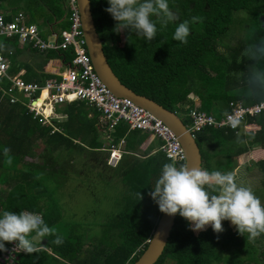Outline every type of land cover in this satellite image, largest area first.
<instances>
[{"label": "trees", "instance_id": "trees-1", "mask_svg": "<svg viewBox=\"0 0 264 264\" xmlns=\"http://www.w3.org/2000/svg\"><path fill=\"white\" fill-rule=\"evenodd\" d=\"M191 1L192 6L187 3L185 10L175 15L177 20L169 23L166 28H161L157 22V36L153 41L146 42L144 38L137 37L135 32L125 30V44L121 45L114 31L117 22L105 11L110 6L108 0H90L96 31L115 75L136 94L146 96L174 111L187 126L191 125L189 111L195 109L194 101L189 98L191 92L203 99L200 110H197L213 115L216 119L222 117L223 109H218L215 102L227 108L231 101H240L244 105L264 102V90L256 86L250 92L245 84L253 62L243 53L249 46L264 41V29L258 20L259 14L264 13V0L260 4H255L256 0ZM0 9L7 13L23 12L28 23L37 26L43 39L52 33L59 35L69 26V0H0ZM234 12H245L246 16L251 17L254 24L249 27L255 30L252 35H247L248 39L246 36L237 39L238 47L229 49L227 54L221 53L219 50L226 43L224 38ZM194 17L198 19L193 22ZM9 18L8 15L6 20ZM184 21H189L190 27L186 44L173 40L176 26ZM44 29L47 31L44 32ZM104 35L111 40L110 44L104 43ZM10 50L13 51L12 55H8ZM0 51L8 58L11 57L9 73L19 75L27 83H42L46 78L56 76L38 72L27 61H20L18 56L22 53L28 52V57L60 60L63 65L70 64L73 58L71 49L39 52L26 44L20 50L16 38L7 39L2 36ZM39 64L47 65L46 62ZM209 71L214 72V75ZM239 72L242 85L248 91L228 94L227 90L236 85L233 76H238ZM6 86L7 81L2 79L0 87ZM253 94L257 98H251ZM2 98L0 216L4 211H30L41 214L50 227L58 226L63 215L54 199L55 195L67 185L70 174H84V178H88L86 171L89 169L90 180L93 179L97 186L102 187L103 201L116 205L109 222L100 226L99 235L92 234L86 240L81 239L74 234V227H71L60 235L63 244H54L52 241L55 236L46 237V245L39 244L40 250L37 253L17 254L13 262L133 264L146 249L161 215L158 205L149 195L163 165L172 162L159 150L160 141L157 139V142L140 130H128L125 123H119L110 137L116 143L124 138L125 145L119 163L112 168L107 165L108 153L104 150L107 141L100 140L108 131L106 126L103 128L100 113L95 108L82 101L65 104L57 110L64 118L54 119L56 130L53 131L49 126H41L21 103L9 104L6 97ZM246 122L245 133L240 131L242 124L236 130L206 128L195 133L202 156L201 168L210 172H234V157L247 153L256 145L264 149V111L257 117H248ZM149 138L153 142L143 149ZM245 143L247 146H244ZM5 147L10 149L11 165L6 163L7 158L3 154ZM204 147H211L212 150L205 152ZM153 148L157 149L153 152ZM222 148H225L224 154L217 156L216 152L222 151ZM216 158L217 167H214L211 162ZM79 162L82 168L75 169V163ZM180 165H184V161L178 162L177 166ZM255 166L264 174V160L257 161ZM97 168L103 173L96 171ZM95 183L90 184L92 189ZM138 193H141L143 199ZM224 224V231L219 234L210 226L195 233L190 230L189 223L177 214L167 245L155 264H165L166 261L172 264H243L252 260L257 262L258 252L264 257V234L259 236L262 247H256L249 245L250 239L242 243L243 238H248L247 234L242 236L237 229L233 231L227 227L228 221H224ZM230 243L242 245L237 247L240 253H245L242 259L236 258V255L235 258L229 256H234L233 253L222 257L221 253L226 250L229 252ZM260 248H263L262 251ZM3 254L5 252H0V256Z\"/></svg>", "mask_w": 264, "mask_h": 264}, {"label": "clouds", "instance_id": "clouds-1", "mask_svg": "<svg viewBox=\"0 0 264 264\" xmlns=\"http://www.w3.org/2000/svg\"><path fill=\"white\" fill-rule=\"evenodd\" d=\"M108 4L105 11L117 22L114 31L119 34L131 30L146 42L156 38L157 22L161 28H166L177 20L169 9L168 0H108ZM197 19L194 17L193 22ZM189 34V21L181 22L175 28L173 40L186 44ZM244 55L253 62L245 84L250 92L256 86L264 90V41L246 48ZM251 98L257 97L253 94ZM227 123L233 129L238 128L241 118L230 115ZM9 153L10 149L5 147L3 154L6 163L11 165ZM151 189L149 195L160 212L168 216L178 214L193 232L204 231L210 226L219 234L224 231L222 222L230 221L240 235L247 234L250 240L264 234V203L251 187L237 182L235 172L190 169L186 165L177 166L173 160L163 165ZM138 195L143 199L141 193ZM49 236H55L52 242L56 245L64 242L41 214L4 211L0 216V252L8 251L6 244H14V252L31 255L40 250L38 245Z\"/></svg>", "mask_w": 264, "mask_h": 264}, {"label": "built area", "instance_id": "built-area-1", "mask_svg": "<svg viewBox=\"0 0 264 264\" xmlns=\"http://www.w3.org/2000/svg\"><path fill=\"white\" fill-rule=\"evenodd\" d=\"M69 11L68 28L62 30L59 35L52 33L47 39H43L37 26L28 23L23 12L7 13L0 9V36L3 38H16L19 47L28 44L39 52L51 49H71L73 52L71 63L64 65L63 70L52 74L56 77L46 78L42 83H27L19 75L9 73L11 61L0 51V81L2 79L7 81L6 87H0L2 90L0 100L6 97L9 104L21 103L28 109L33 119H37L41 126H50L53 131L56 130L53 121L59 119L54 112L55 107L82 101L95 108L100 113L103 128L106 126L108 131L102 139L107 141L104 150L108 153L107 165L112 168L116 167L121 159L125 140L121 138L116 143L110 137V133L121 122L127 125L128 130H140L158 139L161 143L159 150L171 161L175 160L177 164L185 161V153L167 125L132 100L116 97L102 82L87 52L76 0H69ZM8 15L10 18L6 20ZM12 54L13 51L10 50L8 55ZM23 98L27 100L24 101ZM48 108L49 113H46ZM263 111L264 102L244 105L240 101L229 102L220 119L193 109L189 111L191 125L188 129L194 137L196 132L206 128L236 130L237 128L233 129L227 123L228 116L238 115L243 123L248 117H257ZM6 248L8 251L5 253L12 258L17 254H25L14 252V244H6Z\"/></svg>", "mask_w": 264, "mask_h": 264}, {"label": "rangeland", "instance_id": "rangeland-1", "mask_svg": "<svg viewBox=\"0 0 264 264\" xmlns=\"http://www.w3.org/2000/svg\"><path fill=\"white\" fill-rule=\"evenodd\" d=\"M256 1L257 3L255 4H260L262 0H256ZM263 8H264V5H263ZM241 13H244V12L234 13L232 15L231 20L229 21V30L227 34L225 35L226 37L224 38V40L228 42L227 44L228 49L229 47L234 48L236 44V39L243 38L244 36H246L248 39L247 35L249 34L252 35L251 33H253L255 30L253 27H249L254 24L251 17L246 16V15H240ZM244 23L247 24L249 29L247 30L242 29V26L244 25ZM248 30H250L251 32L249 33ZM45 31H47V29L46 30L44 29V32ZM103 39H104L105 44L109 43V39L107 38L106 35L103 36ZM219 45H222V44H219ZM23 58H24L23 60H21L20 58L19 59L21 61L28 60L25 57ZM38 58H41V59H38ZM30 60H31V63H33L37 67H39V65L40 67H42V65L39 63L46 62L51 59H45L43 57L34 56ZM233 82H235L236 85H233L234 87H230L227 90L228 94H230L231 92L243 93V92L248 91L247 87L242 85V82L238 78H236V81H233ZM231 89L233 91H231ZM224 149L225 148H222V151L218 150L216 152V155L218 156V155L224 154L223 152ZM36 150L38 151V149ZM205 150H206L205 152H207V150H212V148L207 147L205 148ZM217 161H218V158H216L213 162H211L214 167H217ZM254 162H255V159L251 158V156L249 155L244 154L236 158V162H235L236 165H235V168H233L232 170L236 173L237 182L244 186L251 187L255 195L260 198L262 203H264V174H262L255 167ZM74 168L81 169L82 168L81 162L75 163ZM89 171L90 169L86 171V173L88 172V178L87 177L84 178V174L75 175V176L74 174H70L69 175L70 179L67 185H65L62 188V191L59 192L58 195L57 194L55 195L57 199L56 197H54L56 203L58 204L60 211L62 212L63 218L58 226H51V228H53L55 232L58 233L59 235L65 234V232L68 229H71V227H74L75 229L74 234H77V237H81V239L86 240L92 234L99 235L100 234L99 232L101 231L100 226L104 224V222H109L108 221L109 218H111L114 215V209L116 208V205L113 203L107 202V201L106 202L103 201L102 187L100 188L99 186H97V183H95L93 179L90 180L89 173L91 172ZM96 171L103 173V171L100 168H97ZM93 175L94 174L92 173V176ZM95 176L97 177V174H95ZM91 183L93 184L95 183L96 186H94L95 188L93 189H95L96 191H94L91 188L92 187L90 185ZM50 194L53 195L52 193ZM224 226L225 224L223 221L222 227ZM227 227L232 228L233 231L236 230V227L233 226L230 221H228ZM195 233H198V232H195ZM259 238L260 237H257L255 240H250L249 245L252 244V245H255L256 247L261 246L263 243L262 241H260L261 239L259 240ZM242 240H243L242 243H245L248 240V238L245 237ZM238 245H240L239 247H242V245L239 243L238 244L230 243L229 252L228 250H226L225 252L221 253L222 257H225L226 254L228 253H233L234 256L233 255H229V256L235 258V255H236V258L242 259L243 254L245 255V253L244 252L243 254L240 253L239 249H237ZM262 249L263 248H260V251H262ZM220 251L222 252L221 249ZM257 260H258L257 262H253L252 260L247 263L244 262L243 264H248V263L249 264H264V257L261 254H259V252L257 253ZM165 264H172V263H170V261H166ZM219 264H223V262Z\"/></svg>", "mask_w": 264, "mask_h": 264}, {"label": "water", "instance_id": "water-1", "mask_svg": "<svg viewBox=\"0 0 264 264\" xmlns=\"http://www.w3.org/2000/svg\"><path fill=\"white\" fill-rule=\"evenodd\" d=\"M76 4L80 15L81 29L83 31L87 52L91 58L93 68L97 75L101 78L102 82L116 97L132 100L135 104L143 107L167 125L174 133L185 153L184 165L190 169H200L202 167L200 149L197 145L195 137L189 131L182 119L174 111L165 108L154 100L147 98L146 96L136 94L119 80L111 69L104 54L103 42L99 37L94 24L90 0H76ZM258 20L261 27L264 28V19L259 17ZM175 218L176 215L168 216L161 213L146 249L133 264H155L158 261L167 245L170 233L175 223ZM46 243L47 239L45 238L40 245L45 246Z\"/></svg>", "mask_w": 264, "mask_h": 264}, {"label": "crops", "instance_id": "crops-1", "mask_svg": "<svg viewBox=\"0 0 264 264\" xmlns=\"http://www.w3.org/2000/svg\"><path fill=\"white\" fill-rule=\"evenodd\" d=\"M3 10V9H2ZM4 11V10H3ZM5 12V11H4ZM234 13H236V12H234ZM233 13V14H234ZM240 15H247V14H245V12L244 13H241ZM246 26H247V24L246 23H244V25L242 26V29L243 30H245L246 29ZM248 27V26H247ZM48 36V35H47ZM111 40L109 39V43L108 44H110L111 42H110ZM123 44H125V41H123V42H121V45H123ZM227 44H228V42L226 41V43H225V45H224V47L222 46V48L220 47V50H219V52H221V53H225V54H227L228 52H229V49H232L233 47H229V49H228V47H227ZM239 44V42H238V40L236 39V44H235V46H234V48L237 46H239L238 45ZM24 47V46H23ZM23 47H19V49L21 50V49H23ZM227 47V48H226ZM240 49V48H239ZM244 53V52H243ZM23 57H25L26 59H28L27 60V62L34 68V69H36L38 72H44V73H50V74H55V73H57V72H59V71H61V70H63V68H64V65L62 64V62L60 61V60H56V59H51V60H49V61H46L47 62V65H45V66H42V68H38V67H36L33 63H31V58L32 57H28V52L25 54V53H22L21 55H19L18 56V59L20 58L21 60H23L24 58ZM9 61H11V57H9ZM19 59V60H20ZM20 60V61H21ZM22 62H26V60L25 61H22ZM251 63H249L248 64V66L250 65ZM246 66H247V64H246ZM250 69V68H249ZM21 72H22V70H21ZM51 72H53V73H51ZM210 72V71H209ZM210 74L211 75H214V72H210ZM241 72H239L238 73V76H236V75H234L233 76V78H234V80L236 79V78H238L240 81H241ZM202 88V87H201ZM194 89H197V87H195ZM203 91V89L201 90V92ZM231 94L233 95L234 94V92H231ZM189 98L190 99H192L193 101H194V104H193V108H195L196 110L198 109V110H200L199 108H201V104L203 103V99L201 100L200 98H198L197 96H196V94L194 93V92H191L190 93V95H189ZM205 99V98H204ZM216 103H219V102H215V106L218 108V109H223V112L227 109V106H222V103H219V104H216ZM64 105H60V106H58V107H55V109H54V112H55V114H56V116L57 117H59V119H63L64 117L63 116H61L58 112H57V110L58 109H60V108H62ZM53 112V113H54ZM201 112H203V111H201ZM206 113V112H205ZM39 123V122H38ZM242 125H241V127H240V131H242V132H246V129H245V127L247 126V122H243V123H241ZM187 126V125H186ZM190 126V125H189ZM189 126H187V127H189ZM103 137H100V140L102 139ZM152 138V137H151ZM149 138L146 142H145V144L143 145V149H145V148H147L148 147V145H150V143L151 142H153V140L152 139H155V138ZM156 141H157V139H156ZM155 141V142H156ZM158 142V141H157ZM244 146H247V144L245 143L244 144ZM158 148V147H157ZM157 148H153L154 150H152L153 152L157 149ZM233 148V147H232ZM234 149V148H233ZM235 150V149H234ZM246 155H249V156H251V158H253V159H255V162L254 163H256L257 161H261V160H264V149L262 148V147H260L259 145L257 146H253V147H251L249 150H248V152L247 153H245ZM242 155H244V154H241V155H239V156H237V157H234L233 158V160L236 162V158H238V157H240V156H242ZM223 157H224V155H223ZM221 158V157H220ZM28 160H30L29 158H27ZM235 165H236V163H235ZM235 165H234V168H235ZM256 167V166H255ZM257 169H258V167H256ZM259 170V169H258ZM262 173V172H261ZM263 174V173H262ZM13 258H10V256H8L7 255V253H5V255L3 254V255H1L0 256V264H15V262H13V260H12Z\"/></svg>", "mask_w": 264, "mask_h": 264}, {"label": "flooded vegetation", "instance_id": "flooded-vegetation-1", "mask_svg": "<svg viewBox=\"0 0 264 264\" xmlns=\"http://www.w3.org/2000/svg\"><path fill=\"white\" fill-rule=\"evenodd\" d=\"M191 0H168L169 9L176 15L177 13H181L185 10V5L187 3H191ZM193 3L190 4V7ZM259 17L264 19V13H260ZM155 20V18H153ZM264 29V28H263ZM116 37L119 39L120 44L121 42L125 41V31L119 33L116 35ZM111 42V41H110Z\"/></svg>", "mask_w": 264, "mask_h": 264}, {"label": "bare ground", "instance_id": "bare-ground-1", "mask_svg": "<svg viewBox=\"0 0 264 264\" xmlns=\"http://www.w3.org/2000/svg\"><path fill=\"white\" fill-rule=\"evenodd\" d=\"M44 96H45V94H44ZM44 96H43V97H44ZM41 101H42V99H40L39 102H41ZM49 110H50V109L48 108V109L46 110V113H49Z\"/></svg>", "mask_w": 264, "mask_h": 264}]
</instances>
